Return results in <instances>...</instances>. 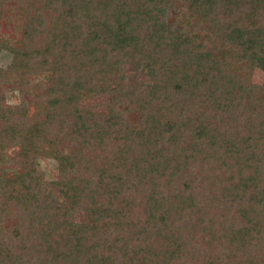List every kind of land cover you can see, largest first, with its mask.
<instances>
[{"label":"trees","instance_id":"obj_1","mask_svg":"<svg viewBox=\"0 0 264 264\" xmlns=\"http://www.w3.org/2000/svg\"><path fill=\"white\" fill-rule=\"evenodd\" d=\"M3 50L0 264H264V0H0Z\"/></svg>","mask_w":264,"mask_h":264},{"label":"rangeland","instance_id":"obj_2","mask_svg":"<svg viewBox=\"0 0 264 264\" xmlns=\"http://www.w3.org/2000/svg\"><path fill=\"white\" fill-rule=\"evenodd\" d=\"M176 6V4L174 5V7L170 4H168L167 6V26L169 28H172L179 26L182 27L186 25L197 32L204 40L206 38V31L204 26H193V20H190L187 15H183L185 13V10H182L180 8L176 10ZM183 21H185L183 24L180 23ZM7 35L11 36V33L7 32ZM11 58L12 53L7 52L6 50L0 51V79H2V81H0L2 84V88H0V98H2L5 105L14 104L21 100L20 94L17 91L12 90L14 79H12L10 75L14 74V71H12V69L10 68ZM122 66L124 69H127L128 81H147L146 75H144L139 70H136L129 61L122 63ZM228 68L230 71L236 74L243 75L249 81H257L259 83L262 81L263 73L253 65H251L248 61L237 55H233L230 57ZM21 154V151L16 146L0 140V171H4L5 169L13 167L14 165H18L21 161ZM34 159L38 163L46 178H53L56 176L57 169L54 160L47 158L41 154L35 155ZM77 217L80 218L81 215L77 214Z\"/></svg>","mask_w":264,"mask_h":264}]
</instances>
